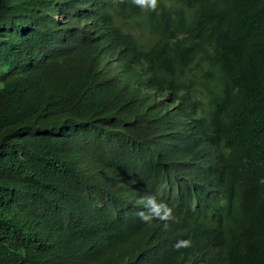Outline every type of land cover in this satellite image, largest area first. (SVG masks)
Here are the masks:
<instances>
[{
    "label": "trees",
    "instance_id": "1",
    "mask_svg": "<svg viewBox=\"0 0 264 264\" xmlns=\"http://www.w3.org/2000/svg\"><path fill=\"white\" fill-rule=\"evenodd\" d=\"M262 180L264 0H0V264H264Z\"/></svg>",
    "mask_w": 264,
    "mask_h": 264
},
{
    "label": "clouds",
    "instance_id": "2",
    "mask_svg": "<svg viewBox=\"0 0 264 264\" xmlns=\"http://www.w3.org/2000/svg\"><path fill=\"white\" fill-rule=\"evenodd\" d=\"M131 2L137 6H140L143 10L149 9L151 11H156L159 6V0H131ZM178 39L170 38L168 40L169 44H176ZM161 42V36H160ZM159 42V43H160ZM172 46V45H169ZM264 183V180L261 181ZM136 203L142 206L147 211H141L138 213L142 222L152 223L154 220H159L165 222V227H167L168 221H175L176 217L174 215V209L170 207L167 203L157 202L156 198L151 195H146L139 198ZM176 250L181 248L191 247L190 240H181L178 241L174 246ZM185 264H212L206 259H201L196 256L195 252H192L185 257Z\"/></svg>",
    "mask_w": 264,
    "mask_h": 264
}]
</instances>
